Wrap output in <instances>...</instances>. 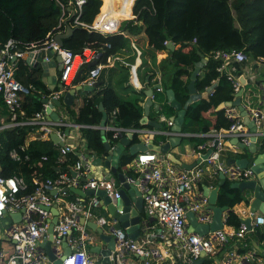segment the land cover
<instances>
[{"label": "built area", "instance_id": "2783aa9c", "mask_svg": "<svg viewBox=\"0 0 264 264\" xmlns=\"http://www.w3.org/2000/svg\"><path fill=\"white\" fill-rule=\"evenodd\" d=\"M63 8L61 22L75 15L71 26H84L106 33V31L94 24H87L80 20L85 0H69L66 5L61 0H56ZM66 12H68L66 14ZM62 32V31H59ZM64 32V31H63ZM58 33V32H57ZM54 35L49 34L43 46L38 48L31 44L27 49L20 47V42L14 38L8 39L5 43L0 42V100L6 108L7 117L0 118V132L4 129L17 126L29 128L28 140L21 148L25 149L31 140H51V134L56 133L64 145H58L59 153L57 158V173L54 176L38 175L33 182L36 188L32 193H22L27 187L22 174L5 177L1 173L0 166V264H55L50 260L43 247L49 237L48 228L50 219L53 217L51 208L58 210V222L54 227V237L51 246L57 258H63L61 264H103V255L98 252H91L94 247L96 230L89 226L88 222H96L104 233H110L116 238V248L110 255L112 264H162L167 258V264H218L216 257L223 253L220 264H264V258L259 256L255 249L240 252L227 245L232 239L243 241L246 235L264 226V214L260 212L251 213V228L244 222L238 227L225 225L221 230L210 231L205 235L191 232L188 228V213L196 214L199 222L210 223L213 220V210L210 208L209 198L199 189V184L223 173L225 178L235 182L254 178L255 174L251 167L228 165L223 159L229 148L237 145L231 142L238 138L239 141L249 146L255 142L257 150H264V76H260L258 66L264 65V58L247 55L242 50H213L207 56L218 62L217 71L220 76H225L233 88L234 99L243 90L241 104L245 109V115L238 106H227L226 115L232 120L229 128H212L207 132H182V137H203L208 140L201 148L209 149L216 139L219 140L216 148L206 159L202 160L192 169L179 168L166 154L149 150L139 153L134 160L126 167L132 166L138 176L136 178L127 176V181L149 183L151 187L145 194V204L141 221V234L137 239L131 238L125 228H117V219L109 213L101 210L107 209L102 199L97 195L81 196L70 190L71 187L83 191L88 189L106 190L111 201L116 204L120 197L118 193L117 177L95 176L93 174L96 165L94 164L95 153L89 146V139L85 131L87 129L100 128L113 132V138L119 139L126 135L138 137L139 142L148 144L157 135L166 136L167 140L176 133L171 130L174 125V118H168L167 129L149 126H121L117 123L118 109L112 111L110 117L107 115L105 126L80 123L76 116L70 112L60 114L59 120H53L47 113V107L53 103V99H61L63 94L77 85L72 81L68 82L72 73L76 54L71 49L59 45L54 40ZM196 41V39H195ZM53 46L55 51L62 55L64 68L59 77V83L54 90L45 93L34 84H23L16 77V71L20 59L25 57L27 52H38ZM110 46V44H108ZM140 53V52H139ZM111 55L106 63L94 65L86 77V83L91 86L100 77L103 69L109 64ZM249 66L246 72L238 73V67ZM245 79V84L241 81ZM157 91H164L159 87ZM213 91V90H212ZM210 91V94L212 93ZM31 97H39L41 100L48 98L43 103V108L28 116L23 104ZM245 116L248 121H245ZM252 122L255 130L249 125ZM69 129L68 133L65 130ZM109 142L110 139L107 138ZM165 140L162 143H165ZM52 141V140H51ZM116 142V143H117ZM112 144V146L116 145ZM56 144V143H55ZM206 153L198 151L197 155ZM69 154L77 157L69 171L64 170ZM15 162H21V156L17 149L10 152ZM98 157V156H97ZM47 160V156H43ZM71 170L75 171L73 175ZM68 190H65V189ZM57 191L53 194V191ZM73 196V198H71ZM23 208L20 221H13L12 214L20 212ZM120 213L123 210H119ZM151 217H154L151 220ZM8 218L6 221L5 219ZM81 218L84 219L81 222ZM153 222V223H151ZM156 240L173 246L175 249H163ZM71 248V252L64 255V243ZM142 257L139 261L133 256ZM202 263H198L199 259Z\"/></svg>", "mask_w": 264, "mask_h": 264}, {"label": "trees", "instance_id": "16d2710c", "mask_svg": "<svg viewBox=\"0 0 264 264\" xmlns=\"http://www.w3.org/2000/svg\"><path fill=\"white\" fill-rule=\"evenodd\" d=\"M61 1L66 7L69 6V0ZM62 15L63 8L56 0H0V42L5 43L14 38L20 42L22 49H27L31 44L40 48L49 39V34L65 31L67 23L62 22L59 26ZM74 18L75 15L69 17L68 23L73 22ZM80 20L87 24L96 22L106 31L103 33L84 26H74V32L65 40V48L84 58V70L88 69L89 73L93 67L90 66V61H87L86 49L96 52L94 58L98 59V63H106L110 55L131 46L130 38L124 35L123 31L129 30L132 34H139L145 27L149 39L148 50L154 55L156 51L166 49L170 52L169 58L164 59L161 64L170 69L168 71L172 74V79L166 84L164 91H158L155 97L162 100L166 90L172 88L177 100L183 105L190 98L188 85L196 63L201 60L200 52L208 56L216 49H236L253 57L264 58V0H85ZM169 41L179 44V47L169 49ZM143 64H146L145 58ZM217 66L218 62L210 58L202 67V72L196 79L197 90L200 93L205 91L216 80L217 85L207 98H201L189 105L184 132H207L212 128L231 126L232 120L226 115V108L217 107L234 99L233 88L225 76L219 75ZM41 72L40 68H29V65L20 59L16 77L23 84H34L49 93L50 90L41 80ZM86 77L84 74L83 79ZM99 88L95 95L84 97L77 109L74 108L75 102L68 107L78 122L100 125L104 112L110 117L112 111L118 109L119 125L141 126L144 110L139 100L143 97L140 98L138 94L144 96L143 91L136 93L137 98H124L114 86ZM101 103L104 106L103 111L99 106ZM23 107L27 115L31 116L42 110L43 103L39 97H31L24 102ZM163 111L168 116L176 113L167 102ZM28 132L27 126H17L0 132L1 173L5 177L22 174L27 184L22 193L27 194L35 190L36 184L33 180L36 176L42 175L43 179V176H54L57 173L59 153L58 145L45 139L31 140L27 148H21L28 140ZM85 133L89 146L97 156L107 154L100 128L87 129ZM106 136L112 144L117 142L112 131H107ZM189 139L192 143L196 142L195 150H200L197 144H205L202 138L192 136ZM138 141L135 136L131 144ZM13 149L18 150L21 162L12 159L10 152ZM43 156L48 159L44 160ZM135 157L136 155L125 150L120 157L119 171H123V167ZM76 159L75 155L69 154L66 165L63 166L64 170L69 171ZM232 184L228 179L221 184L218 206L232 208L241 201H249L242 191L234 188ZM227 224L238 227L241 219L231 211Z\"/></svg>", "mask_w": 264, "mask_h": 264}, {"label": "water", "instance_id": "95a60500", "mask_svg": "<svg viewBox=\"0 0 264 264\" xmlns=\"http://www.w3.org/2000/svg\"><path fill=\"white\" fill-rule=\"evenodd\" d=\"M67 23L66 30L64 32H58L54 35V40L61 46H64L65 40L72 35L75 28L68 23V20L65 21ZM124 34L127 36H132L135 39L145 37L147 40L148 36L146 34V28L144 27L143 30L139 34H132L129 30H125ZM169 49L174 50V44L172 41L167 43ZM201 60L196 63V68L192 72L191 81L188 85L190 98L186 101L183 105L180 101L177 100L175 91L172 88L166 90V95L171 103V105L177 110L176 115L174 118V125L171 127V130L174 131L176 134L169 137L165 143H156L155 140H152L148 144L143 142L131 144L133 139L132 135H126L119 139L116 145L112 146V143L108 141L106 136V131L101 129L102 131V139L105 143V148L107 150V156L105 159L99 157L95 160L94 164L96 166H102L103 164L108 167L113 174L117 176L118 181L121 183V187L118 189V193L120 197L117 199V203L114 204L111 201V198L108 196L106 190H94L88 189L83 191L79 188L71 187L70 190L81 195V196H91L97 195L99 196L103 203L107 205L108 213L113 215L114 218L117 219L118 223L116 224L117 228H125L126 232L130 234L131 238L137 239L141 234V221H142V213L145 204V195L142 190V183L139 180L135 182L127 181V176L124 172H119L120 166V157L122 153L129 147V152L132 155H138L139 153L146 152L149 150L158 151L163 154H167L168 158L180 165L185 169H192L196 165H198L202 160L209 157L212 151L216 148L219 140L216 139L214 144L209 148L206 153H203L201 156L197 155L195 161L192 163H185L179 157H177L173 152H171V148L183 141V137L178 135L179 133L184 132V124L187 114V109L190 104L193 102L200 100L201 98H207L209 96L210 91L215 88V85H212L208 88L207 91L200 93L196 88V79L202 67L207 63V56L201 53ZM26 57H24L25 59ZM26 61L32 67L42 69V77L41 80L45 83L50 90H54L59 83V72H62L64 68V61L61 54L57 53L53 46L48 47L47 49H41L38 52H30L26 58ZM98 62L94 61L91 66L96 65ZM82 74V71L80 72ZM80 78V77H79ZM241 81L245 84V79L241 77ZM102 84V81H98L96 86ZM94 86L90 87L93 88ZM161 87V84L158 83L146 91L147 99L143 103L144 107V114L141 118V125L143 126H152L156 128H161L162 124L158 121L150 119V110L152 106H154L157 110H160V104L154 103L153 96L155 95V91ZM89 89L86 85H78L68 91L65 92V95L61 99H53V103H50L47 107V113L49 117L53 120H59L60 115L57 113V107L61 106L62 103L71 106L75 100L76 95L80 91H85ZM243 90H241L237 94V98L231 103L230 101L221 103L217 109H223L227 106L233 105L238 106L239 109L242 111L243 115H245V109L241 104V95ZM63 99V100H62ZM49 101L48 98L42 99V103H47ZM154 104V105H153ZM100 109L103 111L104 106L101 103ZM248 117L245 116V121H248ZM107 123V114L103 113V119L101 121V126H105ZM249 125L255 130V126L252 122H249ZM69 129L65 130V133H68ZM51 140L59 145H64V142L61 138L56 134H51ZM232 143L238 144L240 147H248V149L254 153L253 154V164L251 165V169L253 170L255 176L252 179H247L244 181H235L233 182L232 186L234 188L240 189L242 192H248L250 194V198H252L250 212L256 213L260 212L264 214V150L261 153H258L256 143L253 142L249 146H245L244 143L239 141L238 138L232 139ZM250 159L242 158V159H231L230 163H236L240 165L242 168H248L250 164ZM73 175L76 174L75 171L71 170ZM220 177L223 179L217 186L210 187L208 185L203 186V194L209 198L210 208L213 210V220L210 223H202L199 222L196 214L189 212L188 213V220H189V230L191 232H197L200 235H205L210 231L221 230L224 227L223 221V214L224 211L228 208V206H218V196L220 191L221 184L225 181V175L223 173L220 174ZM142 187V188H141ZM65 190H68L67 188ZM53 194H56L57 191H53ZM119 210H123L122 213ZM25 211L23 208L20 212L16 214H12L13 221H20L22 218V213ZM53 212V217L50 219V224L48 228L49 237L43 244L44 249L46 250L49 258L55 264H61L63 258H57V255L52 249L51 241L54 237V227L55 224L58 222V210L56 207L51 208ZM153 220V218H151ZM84 219L81 218V222ZM244 222L251 228V217H247ZM89 226L92 229L99 232L101 239L106 243V247L96 246L91 247V252L98 253L100 252L103 255L102 262L103 264H112L110 255L112 251L116 248V238L110 233H104L103 230L97 226L96 222H88ZM2 231V224L0 223V232ZM65 252L64 255H67L71 252L70 246L67 242L64 243ZM203 259H199L197 262L202 263ZM251 263L254 264V259H252Z\"/></svg>", "mask_w": 264, "mask_h": 264}, {"label": "crops", "instance_id": "0c3cea01", "mask_svg": "<svg viewBox=\"0 0 264 264\" xmlns=\"http://www.w3.org/2000/svg\"><path fill=\"white\" fill-rule=\"evenodd\" d=\"M119 27H120V25H119ZM123 34H124V31H123ZM127 37L130 38L131 46L130 47L127 46L126 48H123L120 52H118L117 54L111 55V57H110L111 60H110V62H108L109 64L103 69L100 77L95 81L93 88H90L92 86L90 84L86 83L85 82L86 80L83 79L84 74L88 76V71H87L88 69L84 70L83 66H82V64L84 62V58L79 54L76 55V57L77 56L80 57V60H79L80 62H78V64L76 65V69L72 68L73 76L71 77V75H72V73H71L69 75V78L71 77L73 79V77L75 75L74 82L78 81V82H76L77 85L84 84L89 88V89L85 90V93H86L85 97H91V96L95 95L98 92V90L100 89L99 87H101V86L103 87V86L111 85V86H114L116 91L118 92V94L124 98H137V94L140 91H143L144 96L138 94V96H140V98L143 97L142 100L141 99L139 100V103L143 107V103L147 99V95L145 93L146 91H148L150 88H152L154 85H156L158 83L161 84L163 89H165L166 84H169L170 80L172 79V74L169 73L168 70H170V69L167 68L166 65H165L166 66V69H165V66L161 64V62L164 59L169 58V56H170L169 50L166 49V50H162V51H156V54L154 55L151 51L148 50L149 49V44H148L149 40H147L145 37H141L138 39H135L132 36H127ZM178 47H179V44L178 45L174 44V49H177ZM146 49H147L148 53H146ZM86 51H90L91 53L87 54ZM86 51H85V55L87 57V61H90V66H91V64L94 61H98V59L94 58L96 55L95 54L96 52H94L91 49H86ZM29 53L30 52H27L25 54L26 58H27ZM154 56H155V60H153ZM26 58L25 59L23 58V60H24V62L27 63ZM144 58L146 59V64H143ZM74 61H75V59H74ZM29 68H32V66L29 65ZM202 69L200 70L199 74L202 72ZM248 70H249V66H243L242 69H241V66L238 67V73L246 72ZM41 71H42V69H41ZM81 71H83L82 74H80ZM60 74H61V72H59V77H60ZM41 77H42V72H41ZM72 79H71V81H72ZM98 81H102V84L99 86H96ZM217 81L218 80L213 81L212 85H215V87H216ZM47 88H48V86H47ZM208 88L205 91H207ZM70 89H72V87L69 88L68 90H70ZM205 91H202L201 93H203ZM157 92L158 91L156 90L155 95ZM198 92H200V91H198ZM64 95H65V93L63 94V96ZM155 95L153 96L154 103L160 104V110H157L154 106H152V108L150 110V119L158 121L159 123L162 124V127L163 126L168 127L166 120L168 118L174 117L177 113V110L171 105L166 94H164L165 96L162 98V100H159L157 98V96L155 97ZM209 95H210V93H209ZM81 101H82V99H81ZM81 101L78 105H81V103H82ZM74 102H75V100H74ZM166 102L174 108V111L176 112L175 114L172 113L171 116H168V115L163 113L164 112L163 111L164 105ZM78 105H77V107H74V108L77 109ZM68 107H69L68 105L62 103L61 106L57 107V111H59L60 114L67 113V111L68 112L70 111ZM143 110H144V107H143ZM143 114H144V111H143ZM1 117H3V118L7 117V111H6V108L3 106L2 102L0 101V118ZM149 127H152V126H149ZM198 138H202L203 140H205V144L208 142V140L206 138H203V137H198ZM154 140L156 141V143H162L165 140H167V138H166V136H163V135H157ZM233 144H235V143H233ZM195 145H196V142L192 143L191 140L189 139V137H183V141L180 143V145L172 147L170 151L173 152V154H175L177 157H179L183 162L192 163L193 161H195L198 151L203 150V151L207 152L209 150V149L206 150L204 148H201L202 147L201 145H204V144H197V145H199L198 148L200 150H195ZM236 145L237 146L235 148H233V149L229 148L225 152V155L223 156V159H225V162L228 165L240 166L236 163H230V160L231 159H242V158L248 157L251 160L250 164H249V167H251V165L253 164V154L254 153H252L248 149V147H240L238 144H236ZM126 151L127 152L129 151V147H127ZM261 152H263V150H261V151L258 150V153H261ZM95 155H96L95 160L98 159L99 157H101L102 159H105V157L107 156V154H104L103 156H98V157H97V154H95ZM166 156H167V154H166ZM95 160H94V162H95ZM177 166L180 169L183 168L180 165H177ZM129 167L132 168L131 165L128 167H126V166L123 167V169H122L123 171H121V172H124L125 175L136 178L138 176V173L134 169L130 170ZM57 170H58V168H57ZM97 171L100 173H103L102 175H106L109 177L110 176L115 177V174H113L111 172V170L108 167H106L104 164L102 166H96L93 174L95 175V172H97ZM220 174L221 173H219L218 175H216L215 177H213L211 179H207L204 182H201L198 186L199 189L203 192V186L204 185H208L212 188L217 186L223 180L220 177ZM224 179L226 180V178H224ZM117 186H118V188L121 187V183L119 181L117 182ZM142 187L141 188H142L144 195H145L149 191V188L151 187V185L149 183H147V184L144 183L142 185ZM242 194L249 201L248 202L246 200L241 201V202L237 203L235 206H233L232 208L228 206V208L224 211V218L226 217V220H227L229 213L231 211L235 212L240 217L241 221L249 216L252 198H250V194L248 192H242ZM101 210L103 211V213L108 214V211L106 209L102 208ZM145 216L146 215L144 212L143 217H145ZM151 218L154 219V217H151ZM151 223H153V222H151ZM225 225H228L227 221H226ZM188 228H189V226H188ZM96 232H97V234H96V237L94 240L95 244L93 246L94 247H96V246L106 247V243L101 239L99 232L98 231H96ZM155 244H157V246H159L163 249H168V250L175 249L173 246H170L169 244L164 243L161 240H156ZM227 245H229L231 248H234V249H236L242 253L246 252L249 249H255L257 251L258 255L264 258V226H260L256 230L249 232L243 241L242 240L238 241L236 239H234V240L232 239ZM133 257L139 261L142 259V257L136 256V255H134ZM222 257H223V253L221 255L217 256L216 260H215L216 263L220 264ZM167 260H168V258L162 264H167Z\"/></svg>", "mask_w": 264, "mask_h": 264}, {"label": "rangeland", "instance_id": "374dc122", "mask_svg": "<svg viewBox=\"0 0 264 264\" xmlns=\"http://www.w3.org/2000/svg\"><path fill=\"white\" fill-rule=\"evenodd\" d=\"M139 47V46H138ZM140 48V47H139ZM87 54H90L91 52L90 51H88V52H86ZM79 59H80V57H79ZM80 62V61H79ZM76 69V68H75ZM75 71V70H74ZM258 71H259V73H260V76H264V65H260V66H258ZM73 76V72H72V75H71V77ZM69 78L68 79V82H70L71 81V79L72 78ZM85 95H86V93H85V91H80L77 95H76V97H75V103H74V107H77V105L80 103V101H81V99H84V97H85ZM102 174L103 173H100V172H95V175L96 176H102ZM71 198H73V196H71ZM8 218H6L5 219V221L7 220ZM2 243H0V245H1Z\"/></svg>", "mask_w": 264, "mask_h": 264}, {"label": "bare ground", "instance_id": "6f19581e", "mask_svg": "<svg viewBox=\"0 0 264 264\" xmlns=\"http://www.w3.org/2000/svg\"><path fill=\"white\" fill-rule=\"evenodd\" d=\"M86 52H88V51H86ZM79 57L77 56L76 58H75V61H74V64H73V69H75L76 68V65L78 64V62H79Z\"/></svg>", "mask_w": 264, "mask_h": 264}]
</instances>
